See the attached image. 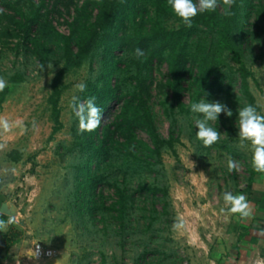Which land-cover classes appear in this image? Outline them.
Returning <instances> with one entry per match:
<instances>
[{
	"label": "rangeland",
	"instance_id": "1",
	"mask_svg": "<svg viewBox=\"0 0 264 264\" xmlns=\"http://www.w3.org/2000/svg\"><path fill=\"white\" fill-rule=\"evenodd\" d=\"M82 4L83 0H0V78L8 88L0 99V119L9 125L5 129L0 124V188L20 206L6 233L19 234L15 243L5 244L4 261L204 264L230 206L224 194L243 192L257 172L250 142L241 147L237 135L238 113L247 105L237 64L230 53L215 50L216 34L204 27L185 37L165 35L182 23L166 0L159 17L155 0H127L103 31L101 45L62 75L55 121L48 100L62 66L58 45L77 15L83 21L96 13V6L90 5L77 14ZM35 5L41 9L30 20ZM263 6L264 0H241L234 30L261 115ZM20 22L26 24L23 29ZM181 47L183 111L178 109L167 63L170 52ZM137 48L143 57L136 58ZM204 57L223 72L214 81L212 75L199 80ZM15 74L20 79L9 82ZM79 83L87 85L84 92L75 87ZM74 96L80 102L96 98L102 120L95 130L80 131L71 107ZM200 100L219 101L233 112L230 118L222 113L209 122L220 132L211 146L196 137V119L202 114L190 106ZM144 111L160 137L174 140L172 148L161 149L159 162L150 156L152 144L138 120ZM229 158L238 162V170L229 171ZM120 206L127 211L123 221ZM163 208L170 212L167 219L160 216ZM36 241L51 247L54 256L34 259Z\"/></svg>",
	"mask_w": 264,
	"mask_h": 264
},
{
	"label": "trees",
	"instance_id": "2",
	"mask_svg": "<svg viewBox=\"0 0 264 264\" xmlns=\"http://www.w3.org/2000/svg\"><path fill=\"white\" fill-rule=\"evenodd\" d=\"M127 0H83V4L80 9H77V14L79 11H83L85 7L94 5L96 6V13L91 20H80L79 15L75 17L69 23V33L62 36L61 44L58 45L60 51V59L62 60V66L57 71L53 78L52 90L49 95V103L51 104L53 112H55V121H58L57 115V100L61 93V87L59 85L60 79L64 73H66L71 68H74L82 63L88 56H90L100 45L103 39V31L112 23L114 17L117 14L119 7ZM163 0H155L156 4V13L158 17L162 14L164 10V5L162 4ZM240 1L235 0L234 5L231 7L230 15H225V8L222 10L216 9L214 12H204L198 14L193 18V26L191 28L187 27L183 22L178 29L171 32L164 33L168 34L170 37H185L189 35L192 31L197 29L199 26L204 27L207 30H210L216 34L214 40V48L216 51H224L231 54L232 59L236 62V72L240 77V88L243 98L246 100L247 105H252L257 109V106L254 103V97L249 89L248 77L250 71L245 66L244 62L241 59L240 52L236 45L234 39V30L237 25V21L240 15ZM40 5H35L32 7L31 15L29 19H34L35 15L40 11ZM262 13L264 14V6L261 8ZM87 10V9H86ZM79 18V19H78ZM158 20L156 21V23ZM18 24V23H17ZM25 23H19V27L25 26ZM27 27V26H26ZM23 29V28H22ZM157 33V31L155 32ZM182 44H185L184 42ZM174 49V48H173ZM183 47L179 48L177 51L174 49L167 56V63L169 72L173 77V94L176 98L179 111H183L184 106L180 101V83L178 75L183 69ZM204 57L201 62L199 80L205 81L209 76H213V81L216 78L220 77L223 74L222 70L218 68L214 62L208 61ZM20 79V76L15 74L9 78V82H15ZM7 87L0 92V99L4 96V93L7 91ZM174 106L171 105L170 109L173 110ZM144 118L138 119L145 128L147 134L149 135L152 148H150V156L155 157V162H159L161 149L164 147L172 148L173 147V138L168 139L160 137L159 133L156 130L155 125L153 124L151 117L147 111H144ZM154 162V163H155ZM260 172H255L249 177L248 186L252 180V177L255 174ZM154 190H158V187H153ZM160 190V189H159ZM165 193V191H163ZM119 213L121 214V220L127 213L125 206H120L118 208ZM160 216L165 217L166 219L170 216V212L163 208ZM0 218L4 219V216L0 214ZM124 227V225H123ZM18 232L9 231L8 235L5 236L3 242L5 244H10L15 242L18 236ZM144 248L141 252V255L146 252ZM140 257V254L136 256L135 261Z\"/></svg>",
	"mask_w": 264,
	"mask_h": 264
},
{
	"label": "clouds",
	"instance_id": "3",
	"mask_svg": "<svg viewBox=\"0 0 264 264\" xmlns=\"http://www.w3.org/2000/svg\"><path fill=\"white\" fill-rule=\"evenodd\" d=\"M167 5L171 8L174 14L179 17L182 22L189 28L193 26V18L204 12H214L221 4L225 8V15H230V9L234 5L235 0H198L194 3L193 0H166ZM136 58L144 56L143 50L137 48L135 50ZM43 68V66H41ZM49 68L52 65L48 66ZM6 87V82L0 78V91ZM78 91L84 92L87 85L79 83L75 86ZM95 97L88 98L85 102H80L79 98H72V110L79 120V129L81 132H91L95 130L102 120V109L95 103ZM190 109L194 113L202 114V118L196 119V137L201 140L205 146H211L220 139V132L210 126L209 122L217 121L223 113L227 117H232L231 109L219 101L193 102ZM238 137L241 147L246 146V142H250L251 150L253 151L252 166L255 171L264 173V115L257 112V109L252 105H246L238 113ZM0 124L5 129L9 127L6 120L0 119ZM228 169L232 171L238 170V162L232 158L228 160ZM224 202L230 205V212L240 213L243 216L250 214L249 205L243 194L233 195L231 192L224 194ZM10 222V221H9ZM8 222V223H9ZM7 229V223L0 220V231Z\"/></svg>",
	"mask_w": 264,
	"mask_h": 264
},
{
	"label": "crops",
	"instance_id": "4",
	"mask_svg": "<svg viewBox=\"0 0 264 264\" xmlns=\"http://www.w3.org/2000/svg\"><path fill=\"white\" fill-rule=\"evenodd\" d=\"M240 194L245 196L250 214L232 213L228 207L220 231L208 246L204 264H264V173L255 174L247 189L237 195ZM19 209L0 188V214L4 216L0 220L7 227ZM6 233L7 229L0 231V264H8L4 261Z\"/></svg>",
	"mask_w": 264,
	"mask_h": 264
},
{
	"label": "built area",
	"instance_id": "5",
	"mask_svg": "<svg viewBox=\"0 0 264 264\" xmlns=\"http://www.w3.org/2000/svg\"><path fill=\"white\" fill-rule=\"evenodd\" d=\"M31 253L34 259L42 260L54 256L55 251L51 247L44 245L42 242L36 241L32 245Z\"/></svg>",
	"mask_w": 264,
	"mask_h": 264
}]
</instances>
